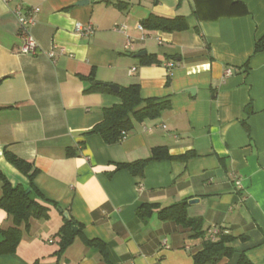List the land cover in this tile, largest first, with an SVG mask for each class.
<instances>
[{"label":"crops","instance_id":"1","mask_svg":"<svg viewBox=\"0 0 264 264\" xmlns=\"http://www.w3.org/2000/svg\"><path fill=\"white\" fill-rule=\"evenodd\" d=\"M18 5L40 8L35 55L20 52ZM152 14L182 16L188 28L140 29ZM78 23L93 33L81 35ZM123 24L126 32L115 30ZM263 35L264 0H0V168L28 188L4 153L31 162L35 186L58 203L47 204L49 217L21 226L20 244L0 264H195L214 228L235 237L234 255L217 264H238L242 255L264 264V52L254 53ZM149 54L161 63L144 64ZM97 83L139 84L144 99L170 107L108 144L85 133L122 100L86 91ZM156 147L177 158L149 161L143 178L117 170ZM192 198L200 200L187 213L204 220L201 238L158 216ZM144 203L158 205L149 218L137 213ZM59 208L81 230L61 253ZM11 226L0 209V228ZM86 239L103 241L108 255Z\"/></svg>","mask_w":264,"mask_h":264},{"label":"trees","instance_id":"2","mask_svg":"<svg viewBox=\"0 0 264 264\" xmlns=\"http://www.w3.org/2000/svg\"><path fill=\"white\" fill-rule=\"evenodd\" d=\"M145 29H161L164 31H180L188 28L184 17H165L152 14L142 22ZM254 53L264 52V35L255 42ZM144 64H159L161 61L154 54L144 57ZM248 66V63H246ZM102 90L113 92L108 83H97L86 91ZM116 94L121 98V103L103 110L104 118L97 123L90 131L85 134H100L106 143L115 144L124 140L134 127V121H143L146 118H159L161 113L170 107L169 100H159L155 98L144 99L141 96L139 84L124 86ZM247 114H252V106L246 107ZM7 161L17 170L24 174L29 180V187L25 188L22 184L14 185L7 175L0 168V182H2L3 193L0 197V209H4L13 220V226L3 229L0 228V254L15 252L22 240L21 226L25 224L30 228L32 218L40 219L49 217V206H58V203L45 198L34 184V178L38 169L29 161L16 156L9 151H5ZM74 154V152H70ZM186 157V156H183ZM169 154L165 147H156L152 155L148 158L134 162L118 163L117 170L127 169L132 175L143 178L145 167L151 160L175 159ZM28 190H30L28 192ZM48 204V205H47ZM188 201L183 200L171 206L162 208L158 211V216L164 221H174L191 232L193 238H201L205 235L204 220L201 217H190L187 213ZM158 205L153 203L142 204L137 213L142 218H149ZM77 222L65 220V224L59 229L58 235L61 237L60 253L64 252L74 241L75 236L81 232H75L73 226ZM235 240L232 234L220 232L215 240L204 242L202 250L193 256L195 264H217L224 257H232L234 249L230 244ZM88 244L98 247L105 255L107 253L106 244L98 239H86ZM238 264H250L245 255H242Z\"/></svg>","mask_w":264,"mask_h":264},{"label":"built area","instance_id":"3","mask_svg":"<svg viewBox=\"0 0 264 264\" xmlns=\"http://www.w3.org/2000/svg\"><path fill=\"white\" fill-rule=\"evenodd\" d=\"M14 11L18 17L21 31L23 32V34L25 36L24 42H23L22 46L20 47V52L26 53V54H33V55L37 54L40 47H39L38 42L34 38L32 32H31V29L36 24V18H37L38 13L40 12V8L39 7L24 8L22 5H18ZM138 27L140 29H144L142 24H139ZM126 28H127V26L125 24L117 25L115 27V30L126 32ZM76 29L78 30V32L81 35L93 33L92 24L82 25V24L78 23L76 26ZM131 45H132V39L129 37L127 39L126 46L129 47ZM48 54L51 57H53L55 55L53 50L49 51ZM169 65L172 67L173 63H170ZM134 70H136L135 67L132 69V71H134ZM229 73H231V70L227 71V74H229ZM210 231L212 233L211 238H210L211 240H215L216 237L221 232L220 229H218V228H214Z\"/></svg>","mask_w":264,"mask_h":264},{"label":"water","instance_id":"4","mask_svg":"<svg viewBox=\"0 0 264 264\" xmlns=\"http://www.w3.org/2000/svg\"><path fill=\"white\" fill-rule=\"evenodd\" d=\"M138 56H141V54H139ZM108 86L113 90V91H115V92H119L120 90H121V88H120V86H118V85H115V84H108ZM30 190H28V192H29ZM199 198H192V199H190L188 202H189V204H195V203H198L199 202ZM59 210L60 211H63L61 208H59ZM63 214H64V216H65V218L68 220V221H72V217H71V215H70V213H69V211H63ZM78 226H73V230L74 231H78Z\"/></svg>","mask_w":264,"mask_h":264}]
</instances>
